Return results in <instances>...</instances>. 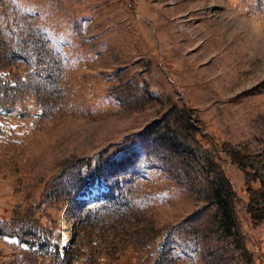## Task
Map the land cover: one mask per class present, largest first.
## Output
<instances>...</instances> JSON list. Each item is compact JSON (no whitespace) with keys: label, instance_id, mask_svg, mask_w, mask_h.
<instances>
[{"label":"rangeland","instance_id":"1","mask_svg":"<svg viewBox=\"0 0 264 264\" xmlns=\"http://www.w3.org/2000/svg\"><path fill=\"white\" fill-rule=\"evenodd\" d=\"M0 76L6 264H264V0H0Z\"/></svg>","mask_w":264,"mask_h":264},{"label":"trees","instance_id":"2","mask_svg":"<svg viewBox=\"0 0 264 264\" xmlns=\"http://www.w3.org/2000/svg\"><path fill=\"white\" fill-rule=\"evenodd\" d=\"M19 21V20H17ZM23 52L25 53L27 58H32V61L37 60L38 65H46L48 60H46L43 57V51L41 47H35L31 43H24L22 45ZM48 53V52H47ZM47 70V67L45 68ZM14 87L12 83L10 85L6 84L5 80L2 79L0 76V111H11V107L4 103L5 98L8 96V93H6V88ZM108 168L106 163L103 162H97L95 164V170L98 172L99 176L102 178L105 175V170ZM228 180L225 178V176H219L211 181V195L213 196L215 202L217 203L219 210H220V218L221 222L225 226V228L228 229V232L231 231L230 225L234 222L233 221V209L231 208L229 199H228ZM108 199H114L113 201H118L117 198L115 199V193L114 192H108L105 195ZM260 206H264V201L260 203ZM262 217H264V214H262ZM36 226H40L39 223H35ZM41 228V227H40ZM42 229V228H41ZM43 234L31 233V236L28 238H23V236H20L18 233L20 230H17L16 235L20 238L21 242L27 246L26 255L25 258L29 261V264H38V256H40L39 251V245L41 246L40 249L42 250V255L52 256V264H59L56 257L59 255V252L57 254V250L59 251V246L54 245L52 242V232L53 229H42ZM0 231H2L0 229ZM25 235L27 233H24ZM12 235V234H10ZM54 247L53 249L50 248V246ZM0 264H6V258L4 260L0 259ZM8 264H14V260L10 261Z\"/></svg>","mask_w":264,"mask_h":264}]
</instances>
